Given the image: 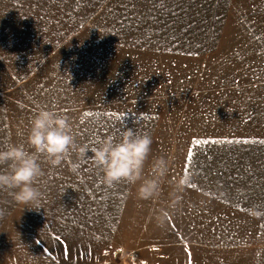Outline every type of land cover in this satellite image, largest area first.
Instances as JSON below:
<instances>
[{
	"label": "rangeland",
	"instance_id": "1",
	"mask_svg": "<svg viewBox=\"0 0 264 264\" xmlns=\"http://www.w3.org/2000/svg\"><path fill=\"white\" fill-rule=\"evenodd\" d=\"M41 108L79 144L147 133L145 176L159 156L169 173L149 202L105 186L90 152L41 158L39 207L0 191V264H264V217L247 211L264 208V0H0V146L27 149Z\"/></svg>",
	"mask_w": 264,
	"mask_h": 264
},
{
	"label": "clouds",
	"instance_id": "2",
	"mask_svg": "<svg viewBox=\"0 0 264 264\" xmlns=\"http://www.w3.org/2000/svg\"><path fill=\"white\" fill-rule=\"evenodd\" d=\"M26 143L27 149L23 143L6 142L0 146V191L7 192L17 204L34 203L39 207L42 193L37 184L44 175L41 158L55 167L70 153L85 158L90 152V159L101 171L105 186L112 188L121 183L136 186L137 199L149 202L160 199L169 173V160L159 156L153 159L149 175L145 176V162L152 144L147 133L125 128L96 135L88 143L79 144L69 117L55 108H41L33 114ZM190 181V175H179L172 182L167 207L153 211L157 227L166 225L181 203L182 193ZM247 211L254 218L264 217V208L259 206Z\"/></svg>",
	"mask_w": 264,
	"mask_h": 264
},
{
	"label": "trees",
	"instance_id": "3",
	"mask_svg": "<svg viewBox=\"0 0 264 264\" xmlns=\"http://www.w3.org/2000/svg\"><path fill=\"white\" fill-rule=\"evenodd\" d=\"M133 21H135V19ZM110 28H113V30H116V29L122 30V32L128 34L129 37L134 38V40L136 39V36H135V34L132 31H127V32L126 31H123V30H126V29H121V26H118V23H116V22L115 23H111ZM116 32H118V30ZM129 42H131V41H129ZM127 47L133 48L131 45L130 46H128L126 44L125 45H122V46H120L117 49L116 55H120L122 53V51L124 50V48H127ZM105 50H108L110 52V49H108V48L107 49L105 48ZM113 61L116 64H120L122 62V60H119L117 58H114Z\"/></svg>",
	"mask_w": 264,
	"mask_h": 264
}]
</instances>
